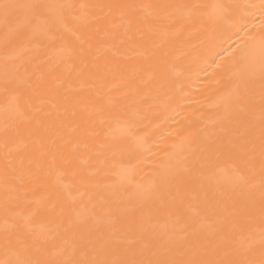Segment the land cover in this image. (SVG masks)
<instances>
[{"label": "bare ground", "instance_id": "obj_1", "mask_svg": "<svg viewBox=\"0 0 264 264\" xmlns=\"http://www.w3.org/2000/svg\"><path fill=\"white\" fill-rule=\"evenodd\" d=\"M0 264H264V0H0Z\"/></svg>", "mask_w": 264, "mask_h": 264}]
</instances>
